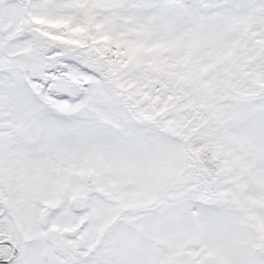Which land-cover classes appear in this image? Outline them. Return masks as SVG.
<instances>
[{
	"label": "snow or ice",
	"instance_id": "1",
	"mask_svg": "<svg viewBox=\"0 0 264 264\" xmlns=\"http://www.w3.org/2000/svg\"><path fill=\"white\" fill-rule=\"evenodd\" d=\"M0 264H264V0H0Z\"/></svg>",
	"mask_w": 264,
	"mask_h": 264
}]
</instances>
